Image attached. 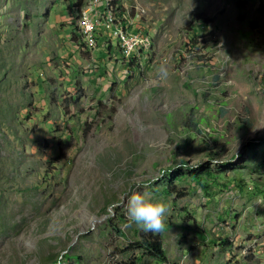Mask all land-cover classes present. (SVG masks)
Returning a JSON list of instances; mask_svg holds the SVG:
<instances>
[{
  "label": "rangeland",
  "instance_id": "1",
  "mask_svg": "<svg viewBox=\"0 0 264 264\" xmlns=\"http://www.w3.org/2000/svg\"><path fill=\"white\" fill-rule=\"evenodd\" d=\"M119 1L128 56L103 27L79 52L81 6L0 0V264H264V0ZM130 189L168 208L165 263Z\"/></svg>",
  "mask_w": 264,
  "mask_h": 264
},
{
  "label": "trees",
  "instance_id": "2",
  "mask_svg": "<svg viewBox=\"0 0 264 264\" xmlns=\"http://www.w3.org/2000/svg\"><path fill=\"white\" fill-rule=\"evenodd\" d=\"M81 2H82V0H67V3L65 4V11L67 13V16L70 20H72L69 23L73 24L75 31L77 30V28H76V25L74 24V20H73L75 18L74 10H76V9H78V7H80ZM110 7L112 9L113 15L116 14L118 16L124 12V9H122V4L120 3L119 0H110ZM209 20H211V19H208V21ZM191 29L195 35H198L196 30H194V28H191ZM80 34H81V29H80ZM71 36H72L71 39H73V40H75V38L77 39V35L75 33L72 32ZM83 41H84V43H83ZM83 41H82V37H81V40L78 38V42H80V44L78 43L79 44L78 47L80 48L79 52H82L84 47L90 48L89 46H87V43H85V40H83ZM81 42L83 44H81ZM187 43H188V46H192L193 44L196 43V40L194 38H190L187 41ZM118 47H119V45H118ZM104 49L105 50L108 49L109 53L111 52V50H109L110 49L109 43L105 44ZM136 59H137L136 56H130L128 59L123 58L121 60V62H123V63L125 62L126 63L125 66H126V68H128V67L133 66V63ZM189 123L191 124V127L194 131L199 132V128L197 127L196 121L191 119L189 121ZM221 147H222L221 144H219V146L217 148H209L206 152H208V155L210 157L217 158L218 157L217 154L222 151ZM196 177L199 178L198 175H196ZM164 226H163V229H164ZM161 231L156 232V233L141 232L139 234L138 242H139V245H141L140 247L142 248V250L146 254L160 260L162 263H165L167 261V256H166V253H165V250L163 248L162 241H161V236H160ZM219 242L222 244H229V240L227 238H224V237L220 238ZM64 255H65V253H64ZM133 263H134V261L132 260V261L127 262L125 264H133Z\"/></svg>",
  "mask_w": 264,
  "mask_h": 264
},
{
  "label": "bare ground",
  "instance_id": "3",
  "mask_svg": "<svg viewBox=\"0 0 264 264\" xmlns=\"http://www.w3.org/2000/svg\"><path fill=\"white\" fill-rule=\"evenodd\" d=\"M138 13L140 15L142 13V10L139 8H138ZM78 14H84V6L79 9L77 13V20L81 28V36L82 38L84 37L83 40H85L87 46H90L91 44L90 38L85 34L84 31V19H78ZM94 20H95L96 30L98 28L103 27V29L105 28L108 32L112 31V36L113 37L115 36V38L118 40V45L122 54L124 56L130 55L129 52L125 51L122 48V43H121L122 39H124L125 37L134 38V31H128L127 28V22H130V14H128V12H126L125 9L121 15L118 16L116 14L113 15L112 9L110 7V0H99V6L97 8V11H94ZM138 20H140L139 17H135V25ZM136 29H138V32H141V39L133 40L132 53H134V51L137 50H142V48H145L147 45H149L150 42V37L147 32H145L142 28H139L137 26ZM102 31H100V33Z\"/></svg>",
  "mask_w": 264,
  "mask_h": 264
},
{
  "label": "clouds",
  "instance_id": "4",
  "mask_svg": "<svg viewBox=\"0 0 264 264\" xmlns=\"http://www.w3.org/2000/svg\"><path fill=\"white\" fill-rule=\"evenodd\" d=\"M161 74L167 76V72L161 69ZM141 185H136L139 189ZM123 206L128 219L138 224L146 232H159L164 226V217L168 208L161 201L153 200L146 193L139 190H131L123 199Z\"/></svg>",
  "mask_w": 264,
  "mask_h": 264
},
{
  "label": "built area",
  "instance_id": "5",
  "mask_svg": "<svg viewBox=\"0 0 264 264\" xmlns=\"http://www.w3.org/2000/svg\"><path fill=\"white\" fill-rule=\"evenodd\" d=\"M84 6V14H78V19H84V31L85 34L90 38V48L96 47V41L100 38L99 33L95 27L94 20V11H97L99 6V0H82L81 5ZM137 10H129L127 9V4L123 2V9L128 10V14H130V22H127L128 31H134V38H124L122 39V48L129 52L132 55L133 49V40L141 39V32H138L135 25V17H141ZM110 32V36H112V31ZM138 59V57H137Z\"/></svg>",
  "mask_w": 264,
  "mask_h": 264
},
{
  "label": "crops",
  "instance_id": "6",
  "mask_svg": "<svg viewBox=\"0 0 264 264\" xmlns=\"http://www.w3.org/2000/svg\"><path fill=\"white\" fill-rule=\"evenodd\" d=\"M81 7H83V6H81ZM81 7H80V8H81ZM136 26H137V24H136ZM137 27H138V26H137ZM109 46H111V45L109 44ZM109 50H110V49H109Z\"/></svg>",
  "mask_w": 264,
  "mask_h": 264
}]
</instances>
